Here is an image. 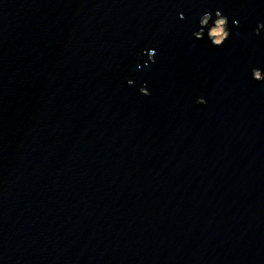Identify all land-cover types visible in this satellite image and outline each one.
<instances>
[{"label": "water", "instance_id": "water-1", "mask_svg": "<svg viewBox=\"0 0 264 264\" xmlns=\"http://www.w3.org/2000/svg\"><path fill=\"white\" fill-rule=\"evenodd\" d=\"M216 11L222 46L193 35ZM261 24L264 0H0V264H264Z\"/></svg>", "mask_w": 264, "mask_h": 264}, {"label": "clouds", "instance_id": "clouds-1", "mask_svg": "<svg viewBox=\"0 0 264 264\" xmlns=\"http://www.w3.org/2000/svg\"><path fill=\"white\" fill-rule=\"evenodd\" d=\"M210 21H212V16L209 13H205L199 21L200 30L196 31L193 35L197 40L203 39L205 35V29H207V38L211 42V44L213 46H222L230 35L227 27L228 19L227 17L223 16L220 11H216L215 20L212 21L211 24ZM233 23L236 24L237 22L234 21ZM225 28L226 31H223V29ZM259 28H264V24L259 25L257 34H259ZM147 95H150V93H148ZM205 103L206 101L204 100V103L202 104Z\"/></svg>", "mask_w": 264, "mask_h": 264}, {"label": "rangeland", "instance_id": "rangeland-1", "mask_svg": "<svg viewBox=\"0 0 264 264\" xmlns=\"http://www.w3.org/2000/svg\"><path fill=\"white\" fill-rule=\"evenodd\" d=\"M223 31H225V29H223Z\"/></svg>", "mask_w": 264, "mask_h": 264}]
</instances>
